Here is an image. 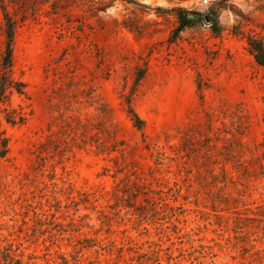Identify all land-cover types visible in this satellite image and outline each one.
Wrapping results in <instances>:
<instances>
[{"label": "rangeland", "instance_id": "rangeland-1", "mask_svg": "<svg viewBox=\"0 0 264 264\" xmlns=\"http://www.w3.org/2000/svg\"><path fill=\"white\" fill-rule=\"evenodd\" d=\"M6 1L26 119L1 126L0 264H264V69L246 41L264 0ZM179 7L220 34L176 35ZM2 22L0 6V56Z\"/></svg>", "mask_w": 264, "mask_h": 264}, {"label": "trees", "instance_id": "trees-1", "mask_svg": "<svg viewBox=\"0 0 264 264\" xmlns=\"http://www.w3.org/2000/svg\"><path fill=\"white\" fill-rule=\"evenodd\" d=\"M45 1L50 3L53 10H57L59 7V0ZM114 1L116 0H88V5L93 10H100L101 8L98 6L99 3L105 4V7H107ZM122 1L138 5V0ZM9 2L14 3V0H9ZM0 6L3 11V50L0 56V158H6L9 152V137L1 126L3 121L12 125L23 123L25 121V114L12 107L11 97L15 92L20 95L26 94V84L23 80L15 76L14 45L18 21L14 18L13 14L10 13L6 0H0ZM174 12L176 13L179 22L175 32L176 35L185 28L193 26L200 20L208 22L217 35L221 32L219 20L213 12L205 14L198 11L188 10L183 7L175 8ZM246 41L255 62L264 69V38L250 34L246 36ZM127 102L128 113L130 114L134 125L138 129L143 130L145 121L134 110L131 100H127ZM6 260L15 261L17 258L14 254L8 253Z\"/></svg>", "mask_w": 264, "mask_h": 264}, {"label": "built area", "instance_id": "built-area-1", "mask_svg": "<svg viewBox=\"0 0 264 264\" xmlns=\"http://www.w3.org/2000/svg\"><path fill=\"white\" fill-rule=\"evenodd\" d=\"M203 2H205V3H207L208 2V0H202Z\"/></svg>", "mask_w": 264, "mask_h": 264}]
</instances>
